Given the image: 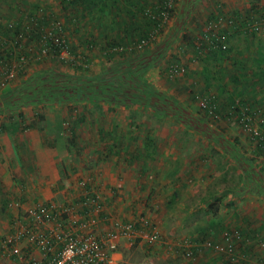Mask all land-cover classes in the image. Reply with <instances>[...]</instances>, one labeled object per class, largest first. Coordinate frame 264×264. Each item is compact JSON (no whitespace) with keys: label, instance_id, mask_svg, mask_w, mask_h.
Segmentation results:
<instances>
[{"label":"rangeland","instance_id":"rangeland-1","mask_svg":"<svg viewBox=\"0 0 264 264\" xmlns=\"http://www.w3.org/2000/svg\"><path fill=\"white\" fill-rule=\"evenodd\" d=\"M161 1L92 0L90 2L96 7L90 9L89 6L90 12L83 17L85 21L74 25L64 16L58 0H0V35L7 41L24 25L32 27L34 22L41 24L46 20L44 24L50 29L54 20L62 25L67 49L78 54L75 61L67 55H50L40 64L31 60L24 76L31 74L37 66L80 75L96 73L103 61L108 62L104 49L99 46H105L110 40L118 42L122 37L126 40L121 46H127L128 41L138 39L143 33L142 28L149 33L152 30L151 41L164 42L166 49L164 57L149 66L143 75L146 85L155 90L159 106L134 104L115 108L116 118L103 120V130L107 133L104 136L94 133L99 126L96 114L110 116L115 110L112 106L101 108L102 105L97 103L99 98L94 97L75 103H55L39 107L37 111L24 108L22 122L25 125L31 123L29 118L40 111L39 118L54 117L51 123L55 122L56 116H64V126L68 129L80 118L79 126L77 123L75 130L68 134L73 144H68L71 149L60 159H63L58 168L60 179L70 176L81 187L90 184L103 191L102 202L107 207L114 196L110 189L118 188L112 179L115 176L116 181L119 180L118 175L125 171L130 177L129 182L119 186L123 190L128 187V192L138 198L134 203L127 198L122 199L123 202L137 213L144 214L141 206L147 210L156 223H161L165 236L206 234L212 225L228 229L224 225L228 216L236 217L237 212H241L239 209L246 211L254 204L260 213L246 214L251 223L249 226L260 231L259 224L264 219V147L258 151L256 139L241 124V113L231 112V104L227 102L238 97L242 104L249 105L255 115L249 123L250 129L264 131V24L248 25L247 28L245 25L247 20L251 23L264 16V0H194L192 6L189 0H173V15L162 24L156 20L155 25L151 18L148 20L149 14L137 7L132 10L135 9L132 5L159 8ZM182 1L187 2L186 6H180ZM182 10L183 14L186 12L191 16L176 18ZM217 18L220 22L211 32L219 37V42L211 35H203L207 23ZM131 21L137 24L133 25ZM182 32L189 40L182 38ZM90 43H93L91 47ZM83 55L91 59L87 67H81ZM17 78L21 77L18 75L14 79ZM12 82L5 87L9 88ZM206 90L216 105L218 118L215 122L199 105ZM166 110L175 117L169 115L170 112L164 113ZM9 113V116H1L0 123L18 119L15 113ZM60 138L57 137L56 146L62 145ZM109 144L119 148L121 152L117 153L129 160L128 166L116 169L114 165L106 164L110 161L106 155L110 154L103 150ZM101 154H105L104 157ZM152 175L153 179L148 182ZM242 187L246 189L244 192L240 190ZM26 188L27 184L0 185V243L5 237L13 235V240L16 237L14 232L17 234L19 227L14 226L13 220L22 221L24 209L30 205L20 201L17 195ZM174 190L177 196L172 201L168 197ZM8 200L17 205L7 207L5 202ZM207 206L215 211L207 212ZM242 226L239 224L238 229ZM121 247L120 264H180L178 262L184 260L186 263L182 264H193L194 260V264H200L204 259L196 255L189 257L190 260L188 257L182 260L178 258L181 257L179 252L170 256L163 248L143 243H125L126 248ZM212 253L206 255L203 264H221L220 258ZM249 254L250 264H263L264 246L253 245ZM9 262L14 264L12 259Z\"/></svg>","mask_w":264,"mask_h":264},{"label":"built area","instance_id":"built-area-1","mask_svg":"<svg viewBox=\"0 0 264 264\" xmlns=\"http://www.w3.org/2000/svg\"><path fill=\"white\" fill-rule=\"evenodd\" d=\"M169 6H174L173 0H167L166 7ZM156 8L158 9V7ZM151 18L158 20L160 24L169 19L167 12L160 10ZM259 21L260 23L255 24L256 27L262 24L264 20L261 18ZM219 22L220 19L218 18L208 22L203 30V35H214L211 30ZM50 25V29L47 28V24H38V21L34 22L32 27L24 25L22 31L12 35L9 41L0 35V89L11 82L20 70L26 69L27 63L31 60L34 62L45 61L46 57L50 55H67L72 60H76L67 49V37L62 32V25L60 26L54 20L51 21ZM16 40L22 43L18 44L22 45L21 48L15 46ZM7 43H10L9 47ZM143 46L144 42L139 41L127 46L126 50L136 51ZM111 49L122 50L120 46ZM8 51L11 52L10 56ZM199 105H205L204 99L200 100ZM243 127L250 130L247 123ZM78 193L77 196L79 197L76 202H78L79 210H81L80 213L77 212L74 205L67 201L61 205L56 202L41 201L33 207L25 208V216H23L25 224H23V220H13L14 226L19 227L17 235L14 234L16 236L14 240L13 235H11L5 237L0 243V264H12L9 262L10 259L14 264H120V258L113 256V253L119 250L120 238L129 245L133 244L137 237L150 244L159 238L158 230L151 228L149 219L143 215H136L133 223H116L114 224L115 230L111 231H96L93 227L87 228L94 226L87 223L89 213H98L102 209V196H100V191L90 184L82 186ZM11 201L13 200L6 202L7 207L17 205ZM138 226L151 228V232H144L142 229H139L140 231L135 230V228H139ZM20 233L32 242L35 249L40 253V257L33 255L18 243ZM248 236L258 245L264 246V241L258 233L250 232ZM221 237L225 240V245L218 244L217 241L212 243L207 237L198 243H177V245L192 256L194 255V247H199L200 251L212 247L222 253H227L229 256L231 255L233 260L245 259L242 253L237 252V246L241 244L242 240L245 241V246L250 244L248 238L244 239L241 232L235 229L222 230Z\"/></svg>","mask_w":264,"mask_h":264},{"label":"crops","instance_id":"crops-1","mask_svg":"<svg viewBox=\"0 0 264 264\" xmlns=\"http://www.w3.org/2000/svg\"><path fill=\"white\" fill-rule=\"evenodd\" d=\"M90 1L92 0H84L76 8L80 9L79 10L80 13H82L81 8L85 9L87 7L89 8V6H90V9L95 8L96 6H94V3ZM85 2L87 3L90 2V3H88L87 6H85L84 4H82ZM67 10L69 12H65V14L69 16L71 15L69 18H72L73 14H75V11H73V9H70V6L68 4L64 8V11H67ZM232 12L234 13L235 11H232ZM234 27H235V23H234V26L231 28L233 29ZM40 63H42V61L38 62V64ZM16 82H18V80L14 79L13 83H16ZM2 89L5 90L6 87ZM9 98L10 100H13V103L16 104V107L11 108V109H6L5 102ZM97 101H98L97 103H100V105H102L101 108H103L104 106L106 108H108L109 106H112L114 107V110L115 108H118L120 106H124L125 108L128 105H134L133 103L123 104V105L118 104L102 96L99 97ZM76 102H81V101H76ZM63 103L67 104L69 102H63ZM63 103H58V104H63ZM53 104H55V102L46 103V104L23 102L21 99H18L16 96H3V94L0 93V118L1 116H4V114L9 116L10 114L9 112L15 113L16 116L18 117V119H16L15 121L11 123L6 122L8 124V129L0 130V135L3 136L2 139L0 138V185L9 187L11 186V184H16V183L27 184L28 188L23 189L22 191H19L20 194H18L17 196L20 199V201L23 200L24 203L30 204L28 207H33L34 205H36L37 203H40L41 201L56 202L59 205H61V203H64V201H67L70 204L74 205L76 207L77 212L80 213L81 210H79L78 202H76V199L79 197L77 196V193L81 189V186L79 185V183L74 182L73 178H71L70 176L66 177L64 179L65 181H62L63 179H60V176L58 173V168L61 166L62 160H63V159L62 160L60 159L63 158L65 154H67V152L71 149V146H68L67 140H69L71 144H73L72 137L68 136V134L72 133L75 130L77 123L79 126L78 121L80 120V118H78L77 122H74L68 129L66 128V126H64V121L66 122V119L64 116L62 117L56 116L55 122L51 123L54 117H51V118L46 117L44 119L39 118V116H41L40 111H38V113L34 115L33 117L29 118V120L31 119L30 121L31 123L25 125V123L22 122L23 119L25 118L24 114L22 113V110L24 108L26 109L32 108L35 111H37L39 107L41 108L43 106H48V105H53ZM116 116H117L116 110L114 113H111L110 116L109 114L105 115L104 113L96 114L95 119H97V125L99 126L98 128H95L94 133H96L97 136L100 134L102 136H104V134H107L105 132L106 130H103L104 129L103 120L104 119L108 120L107 118L114 119L116 118ZM10 119L12 120V117ZM38 120H42V121L38 123L39 122ZM2 122L0 124H2ZM57 137H61L60 142L62 143V145H58V146L55 145L57 144ZM6 146H9L10 149L6 148ZM121 148L122 146H120V149ZM118 149H117V146L113 147V145H110L108 146V148L103 150L104 152L106 153L108 152L110 154V156L106 155V157L109 158L110 160V161H107L106 164L109 163L112 166L114 165L116 169L123 168L129 165V160L128 159L125 160L122 153H119V154L117 153V152H121ZM121 150H124V149L122 148ZM104 155H102V157H104ZM101 165L103 168V163ZM115 172L118 174V170H116ZM146 175H147V172L145 173V176ZM118 176H120L119 180L116 181V179L114 178L115 176L112 179V181L115 183V185L118 186V188L110 189V193L113 192L114 196L111 199V201L108 203L109 205L107 204L108 206L105 207L106 203L101 202L102 209L100 212L89 213L90 216L88 217L89 221L87 220V223L93 224L94 226H91V227L88 226L87 228L93 227L95 228L96 231L115 230L114 224L125 223V222L133 223L135 216L140 214V213L135 212L133 209L131 210L130 207L127 206L123 202V200L127 198V199L132 200L134 203L138 198L137 196L133 197L131 193L128 192V187L125 188V190H123L122 187L119 186L120 184H125V185L128 184L127 182H129L130 177L126 175L125 171L124 173H120V175ZM153 177H154L153 175H152V178L149 176L148 182H150L153 179ZM74 188L76 191H74ZM105 188L106 186H104L103 189L105 190ZM245 190L246 189H244V191ZM175 192L176 190L171 191L168 199L171 200ZM100 196H104L103 191L100 192ZM262 202L264 201L262 200ZM140 210L143 211L144 213L140 215H143L147 218L150 217L148 219L150 221L151 228H156L158 230L159 238L156 241L151 242L150 244L148 242H145L140 237H137V239L134 240V243H137V244L143 243L145 245L158 246L159 249L161 248L165 249L166 251L165 253L170 256H174L176 255L175 252L177 253L179 252L181 255V257L180 256L178 257L179 259L183 257L189 258L190 256H192V255L187 254L184 250H181V247L177 245V243H198L200 240H196L197 235L190 236V237L165 236L164 230L162 229V226L160 225L161 223L159 222L156 223L153 220L154 217L150 216V214L147 213V210H144L142 206L140 207ZM239 210H241V212L238 211L236 217H231V216L229 217L227 215L228 217L226 218L227 220L224 222V225L228 226L229 229L234 228L235 230H239L241 233L247 230H254V232L258 233L259 235L261 234L262 236L260 235V237H262L261 239H263L264 232H260V231L264 230V222H263L264 219H262L261 223L259 224L260 231H258L256 228L253 229L254 226L253 227L249 226L251 225V223L248 219V214H246V213H249V214L256 215V214H259L261 210L257 209L255 204L249 207V209H247L246 211H243L242 209H239ZM90 221H93V222H90ZM23 222H24L23 224H25L24 220ZM239 224H243V226L238 229ZM138 227L139 228H135V230L137 229L138 231H140L139 229H142L144 232L146 231L151 232L150 230L151 228L149 229L148 227H140V226ZM220 229H221L220 227H217L215 231L218 230V233H220L221 232ZM211 234H214L213 228L211 229L209 227L206 230V234L201 233L198 236H202L203 238L205 237L211 238L210 237ZM19 235L20 236L18 237V243H20V245L23 246L24 249H27L33 255L40 257V253L38 252L37 249H35L32 242L28 241V239L24 236V234L20 233ZM219 237H220V234L218 235V238ZM122 240H123L122 238H120L119 240V245H118L119 250L113 253V256L115 255L117 258H121L120 251L123 249L121 246H123L124 249L126 248L125 247L126 242ZM253 245L259 247L257 243H250L247 245L248 249H250ZM211 252L212 251H209L208 249L206 250L203 249L200 253L199 252L196 253V255L206 260V255H210ZM204 253L205 255L202 256V254ZM195 256H192V257H195ZM216 257L219 259L218 255H216ZM248 258H251V254H248ZM204 259L201 261L202 263L200 264H203ZM182 260H184V258ZM181 262L186 263L185 260ZM181 262H178V263L182 264ZM194 263H195V260L193 261V264ZM208 263L209 262H205V264H208Z\"/></svg>","mask_w":264,"mask_h":264},{"label":"trees","instance_id":"trees-1","mask_svg":"<svg viewBox=\"0 0 264 264\" xmlns=\"http://www.w3.org/2000/svg\"><path fill=\"white\" fill-rule=\"evenodd\" d=\"M84 0H58L59 6L63 9L64 16L75 25L77 22H83L85 21L83 19L84 14H88L90 9L87 7L85 9L76 8L80 5V3ZM194 0H189L190 6H192ZM167 0H162L159 4V8L157 9L156 6H144V5H132L135 6L136 10L137 8L139 11H143L144 14H149L148 20L152 17V15H156L158 13V10L160 11H166L167 16L170 18L173 15V7L169 6L166 7ZM70 6V9H73L75 11V14H73L72 18H69V15H66L64 11V8L66 5ZM85 6H87V2L82 3ZM136 4H139L136 2ZM187 2L184 4V1H182L180 6H186ZM137 7V8H136ZM89 11V12H87ZM138 11V10H137ZM86 12V13H85ZM77 13H80L77 15ZM77 15L78 18L75 16ZM189 16V13L184 12L183 10L181 12H178L176 14V18L178 16ZM191 16V15H190ZM86 18V17H85ZM264 16H260L259 19L254 20V22H251L247 20L246 28L248 25L251 27H256V23H260V19ZM154 22V25L158 22L156 19L151 18ZM47 21L44 20V23ZM124 23H128L127 21H120ZM130 23L137 24L135 21H131ZM264 24V21L262 22ZM144 26H141V28ZM23 28H20L18 31H22ZM143 32L138 39L130 40L128 41V45L136 44L139 41L144 42V46L140 49L134 51L129 50L128 53H124L127 46H121L124 45L126 38L122 37L118 39V42H112V40L108 41L105 46H99V48H103L105 52V59L108 61L106 64V61L102 62V65L96 73L93 74H85L82 73V75L77 73H70L65 71H60L59 69H53V68H43V67H37L31 74L28 76H24L26 74V69H22L19 71L18 75L21 78H17L18 82L10 83V87L6 88L4 91L1 90L0 93L3 94V96H16L18 99H21L23 102H29V103H63V102H69V103H75L77 100H82L84 98L88 97H104L108 100H111L112 102L118 103V104H136V105H150L154 104L156 107H158L157 100L155 98V90L146 85L148 83L145 82V78L143 77L144 72L146 69L153 65L154 63L161 60V58L165 55V44L164 42L161 43L159 40H152L151 41V32L149 33V30L146 31L143 28L141 29ZM171 32V31H170ZM249 32V31H248ZM252 33V32H249ZM4 36L6 35L3 32ZM253 34V33H252ZM182 38L185 40H189V37L187 35H184L182 32ZM21 38V37H20ZM135 38V37H133ZM14 39V38H12ZM212 39L216 40V42H219V37L217 35H212ZM7 40V39H6ZM10 44V43H8ZM22 44L20 41L16 40V45L18 48H21ZM91 44V43H90ZM127 44V43H126ZM93 43L89 46L91 47ZM156 45L158 47L156 48ZM120 46L122 50L116 51L112 50L111 48ZM150 46V47H149ZM149 47V48H148ZM158 49V50H157ZM157 50V52H155ZM161 50V51H160ZM123 51V52H121ZM7 52V51H6ZM73 57L77 56L78 54L74 51H70ZM155 52V53H154ZM11 52L8 51L9 56ZM2 55V54H1ZM159 55V57L157 56ZM78 58V57H77ZM82 59L84 62L81 67H87L89 65V61L91 60L87 55H83ZM79 60V58H78ZM37 63L40 62L39 60L36 61ZM79 67L80 69H82ZM17 75V76H18ZM263 75V74H262ZM24 76V77H23ZM14 81V79H12ZM209 90L203 91L202 93V99L205 101L204 106H200L202 111L205 114H211L212 118L211 120L215 122L218 118V115L215 111V103L212 99H210ZM155 100V101H154ZM161 103L160 101H158ZM230 106L231 112L241 113L239 115V118L241 121V124L244 125L247 123L249 126L252 118L255 116L254 111L252 109H249V105L246 103H241L238 100V97H232L228 100ZM6 109H11L16 107V104L13 103V100L7 99L6 102ZM242 111L244 112V115L242 114ZM170 111L166 110L164 113H169ZM171 114L172 117H175L173 113ZM250 115V116H249ZM178 117V116H177ZM202 119V118H201ZM240 123V121H238ZM243 122V123H242ZM8 129L7 123L0 124V130ZM248 132L251 134V136L256 139L257 144L256 148L260 152L262 149L261 147H264V131L263 130H248ZM68 144H71L69 140H67ZM257 151V152H258ZM259 167V166H258ZM261 168V167H260ZM259 168V169H260ZM261 170V169H260ZM262 170H264L262 168ZM62 181H65L64 179ZM241 192L244 191L243 187L240 189ZM177 196L176 192L173 194V198ZM6 204V202H5ZM214 210L211 207L207 206L206 211ZM217 227H220L222 230H224L223 226H217L212 225L210 228H213L214 234L210 235V240L213 243V241H217L218 244L225 245V240L221 237V232L218 233ZM220 229V231H222ZM227 229V228H226ZM229 229V228H228ZM234 229V228H231ZM254 232V230H247L242 234L243 238H248L249 242H253V240L248 236L249 232ZM220 234V237L218 238V235ZM215 239V240H214ZM196 240H203L202 236L196 237ZM192 241V239H191ZM199 241V242H200ZM241 244L237 246V252L242 253L245 257V259H237L233 260L231 259V255H227V253H222L218 251L217 249H214L212 247H209L208 250L212 251L214 254L218 255L221 259V264H250V258H248V254L250 253V249H248V246H245V241H241ZM135 244V243H134ZM194 255L196 253H200V248H193Z\"/></svg>","mask_w":264,"mask_h":264}]
</instances>
